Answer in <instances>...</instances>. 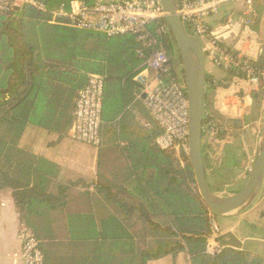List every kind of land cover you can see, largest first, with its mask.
<instances>
[{
    "label": "trees",
    "instance_id": "obj_1",
    "mask_svg": "<svg viewBox=\"0 0 264 264\" xmlns=\"http://www.w3.org/2000/svg\"><path fill=\"white\" fill-rule=\"evenodd\" d=\"M172 40L167 50L182 62ZM140 48L134 36L78 30L49 9L0 12V194L12 189L44 264H264L236 245L206 253L217 216L200 196L189 155L155 145L161 129L142 99ZM91 75L105 80L100 201L77 192L80 181L60 180L53 163L23 144L30 127L71 135L76 102Z\"/></svg>",
    "mask_w": 264,
    "mask_h": 264
},
{
    "label": "built area",
    "instance_id": "obj_2",
    "mask_svg": "<svg viewBox=\"0 0 264 264\" xmlns=\"http://www.w3.org/2000/svg\"><path fill=\"white\" fill-rule=\"evenodd\" d=\"M234 1L245 4L241 17L243 30L236 43L229 47L215 36L208 20L219 15L223 4ZM254 1L178 0V14L185 31L201 41L205 52L204 41L209 43L213 65L225 74L221 81L214 80L207 84L210 101L205 102L203 137L225 141V138H217L218 134L226 131L219 115L227 121L239 120L245 114L250 95L264 87L263 43L252 28L257 15ZM26 7L41 12L48 10L42 0H0L1 13L21 12ZM50 11L54 18L66 17L69 24L78 30L98 32L108 37L130 35L137 39L141 44L137 54L145 59L143 71L138 77L141 95H145L144 105L161 129L155 145L161 151L189 155L187 84L182 69L167 50L173 40L165 20L162 0L97 1L93 4L74 0ZM104 92V77L91 75L76 102L75 122L70 135L73 141L94 148L101 145ZM219 103L221 108L218 107ZM144 126L152 128L150 122H144ZM212 231L206 253L215 256L220 252L215 241L220 229L215 222H212ZM21 241L24 264H44L40 241L30 230L21 233Z\"/></svg>",
    "mask_w": 264,
    "mask_h": 264
},
{
    "label": "crops",
    "instance_id": "obj_3",
    "mask_svg": "<svg viewBox=\"0 0 264 264\" xmlns=\"http://www.w3.org/2000/svg\"><path fill=\"white\" fill-rule=\"evenodd\" d=\"M71 1L74 0H50L47 7L54 10L60 4ZM81 1L93 4L97 1L128 0ZM253 7L257 15L252 28L263 43L264 59V0H255ZM244 8L243 2H228L221 6L219 15L208 20L210 28L223 45L233 46L241 35ZM204 44L205 71L211 78L209 82L221 81L225 74L213 65L211 46L207 41H204ZM218 107L221 108L222 105L219 103ZM239 120L241 125L235 121H226L229 129L227 140L221 142L214 138L203 139L208 184L211 191L221 197L229 195L234 187L242 189L245 186L259 154L264 136V87L250 95L246 102L245 114ZM253 126H258L256 131ZM69 133L49 134L40 128L30 127L24 136L23 144L53 163L60 180L80 181L75 190L80 193L88 192L91 197L95 195L94 198L100 201L95 189L98 150L73 141ZM13 194V191H2L0 194V264H24L21 256V233L27 228L19 218ZM213 222L220 229L219 235L215 237L218 245H236L239 249L264 257V182L258 198L252 205L237 213L217 217ZM164 260L166 259L157 262L165 264ZM179 264L185 263L182 261Z\"/></svg>",
    "mask_w": 264,
    "mask_h": 264
},
{
    "label": "water",
    "instance_id": "obj_4",
    "mask_svg": "<svg viewBox=\"0 0 264 264\" xmlns=\"http://www.w3.org/2000/svg\"><path fill=\"white\" fill-rule=\"evenodd\" d=\"M42 1L48 4L50 0ZM162 5L166 23L176 40L183 63L189 99V159L195 173L198 191L212 215L220 217L237 213L250 206L261 192L264 182V136L245 186L229 196L221 197L214 194L208 184L203 154V122L207 92L206 52L201 41L185 31L178 14V0H162ZM144 98L145 95H142V99ZM235 122L242 124L240 120Z\"/></svg>",
    "mask_w": 264,
    "mask_h": 264
},
{
    "label": "rangeland",
    "instance_id": "obj_5",
    "mask_svg": "<svg viewBox=\"0 0 264 264\" xmlns=\"http://www.w3.org/2000/svg\"><path fill=\"white\" fill-rule=\"evenodd\" d=\"M176 63H177V66H179V68L180 69H182V71H183V63L181 62V61H179V59L177 58V56H176ZM219 119L222 121V122H224V124L226 123V121L227 120H225L222 116H220L219 115ZM229 122V121H228ZM225 126H226V131H225V136H224V138L226 139L227 137V134H228V132H229V129H228V126H227V124H225ZM258 126H253V129H254V131H256V128H257ZM251 130V128L249 129V131ZM261 136V135H260ZM205 138H207L206 136H205ZM223 138V139H224ZM37 139V138H36ZM223 139H220V140H223ZM239 190H241L240 188H235L234 187V189L233 190H230L231 192H229L228 194L229 195H232V194H234V193H236V192H238ZM3 191H5V192H10V191H12V189H10V188H6V189H4ZM229 195H225V196H229ZM254 203V202H253ZM252 203V204H253ZM251 204V205H252ZM249 207V206H248ZM261 257H263V256H261ZM264 258V257H263ZM164 263L165 264H169V261H167V260H164ZM149 264H161L160 262H157V260H152V261H150L149 262Z\"/></svg>",
    "mask_w": 264,
    "mask_h": 264
},
{
    "label": "flooded vegetation",
    "instance_id": "obj_6",
    "mask_svg": "<svg viewBox=\"0 0 264 264\" xmlns=\"http://www.w3.org/2000/svg\"><path fill=\"white\" fill-rule=\"evenodd\" d=\"M203 139H204V137H203ZM203 154H204V151H203ZM205 160V159H204Z\"/></svg>",
    "mask_w": 264,
    "mask_h": 264
}]
</instances>
